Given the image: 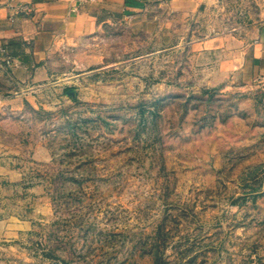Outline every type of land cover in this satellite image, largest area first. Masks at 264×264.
<instances>
[{"label": "rangeland", "instance_id": "rangeland-1", "mask_svg": "<svg viewBox=\"0 0 264 264\" xmlns=\"http://www.w3.org/2000/svg\"><path fill=\"white\" fill-rule=\"evenodd\" d=\"M263 21L197 0L0 59V264H264Z\"/></svg>", "mask_w": 264, "mask_h": 264}, {"label": "crops", "instance_id": "crops-1", "mask_svg": "<svg viewBox=\"0 0 264 264\" xmlns=\"http://www.w3.org/2000/svg\"><path fill=\"white\" fill-rule=\"evenodd\" d=\"M195 1L0 0V59L36 67L62 40L88 37L111 21L140 28L155 7L182 11ZM250 64L255 77L264 83V21L251 45Z\"/></svg>", "mask_w": 264, "mask_h": 264}]
</instances>
